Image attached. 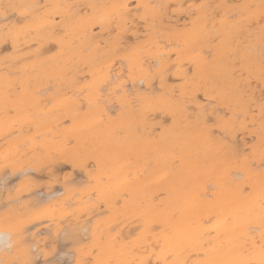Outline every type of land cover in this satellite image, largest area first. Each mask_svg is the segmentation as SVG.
I'll return each instance as SVG.
<instances>
[{"label":"rangeland","instance_id":"374dc122","mask_svg":"<svg viewBox=\"0 0 264 264\" xmlns=\"http://www.w3.org/2000/svg\"><path fill=\"white\" fill-rule=\"evenodd\" d=\"M12 2L0 0V82L17 76L7 71L27 55L50 53ZM25 2L33 14L48 9L43 0ZM129 2L118 29H90V48L111 74L105 87H88L86 66L60 91L74 104L54 105L53 90L40 88L33 96L41 101L17 104L0 86V234L9 239L0 243V264H216L240 252L242 264H264V196L255 199L258 219L245 224L226 206L229 218L215 228L211 211L220 194L246 199L264 188V0H149L151 12ZM23 25L13 46L10 28ZM130 49L146 79L128 71L122 54ZM129 226H137L132 235Z\"/></svg>","mask_w":264,"mask_h":264},{"label":"bare ground","instance_id":"6f19581e","mask_svg":"<svg viewBox=\"0 0 264 264\" xmlns=\"http://www.w3.org/2000/svg\"><path fill=\"white\" fill-rule=\"evenodd\" d=\"M39 1V0H38ZM138 4L140 5H144L143 6V11L147 12L149 11L151 8L148 7V1L149 0H136ZM151 1V0H150ZM237 1V0H236ZM129 0H43L44 4L48 5V9L47 10H42L41 12L37 13V14H33L30 11H27L30 7L27 6V2H25V0H13V5L16 6L17 9V13L20 16H26L27 17V22L28 24H33V27L35 28V33H34V38L37 41V46L39 49L44 48L45 45H49L48 49H50V53L45 55V54H41L39 58L37 59H32L31 56L27 55V57L22 59V62L20 63V66H18L16 69L13 68V70L8 69L7 73L9 72V74H13L16 73L17 76L13 77V78H5L4 80L1 79L0 82V86H5L7 88V90H11V92H14L15 95L13 102L17 103V104H27V103H31V102H38L41 101V99L39 97H34L33 96V89L37 88L39 91L41 89L44 90H48V89H52L53 93H54V97L53 100H51L50 102H53L54 105H68V104H74L75 100L70 99V98H61V94L60 91L62 90V87L66 86V85H70L71 83V78L75 75L76 71L79 68H84L85 66L87 67V70L89 71V75H90V84H88V87L94 91L95 87L97 86H101L102 87L104 85V82H107L106 80V76H107V66H104L101 61V58L95 54V47H91L89 45V42L92 38V36L90 35L91 32V27L94 24H99L101 26V28H109L111 27L112 23H115V28L118 29V27L121 25V22L124 21V14L128 13V9H127V5H128ZM130 3V2H129ZM1 4V3H0ZM33 4V3H32ZM173 4V3H172ZM31 6V5H30ZM155 6V5H154ZM218 10V9H217ZM152 10H150L151 12ZM219 11V10H218ZM228 12V11H227ZM15 13V12H13ZM215 13V12H214ZM218 13V12H217ZM54 14H58L61 16V21L59 23H54L52 20L54 17ZM232 15V14H231ZM234 15V13H233ZM216 16V15H215ZM228 17V16H227ZM20 18V17H19ZM135 19V18H134ZM133 19V20H134ZM112 20V21H111ZM26 22V21H25ZM26 22V23H27ZM142 23V22H140ZM251 25V24H250ZM25 25L21 26V27H15L12 26L10 28L9 31V36L12 39V44L13 46L18 45L17 41L22 40L23 39V32H24V27ZM206 26V25H205ZM248 26V25H247ZM14 27L16 29H14ZM250 27V26H248ZM120 32V31H119ZM118 32V33H119ZM105 33V32H104ZM103 33V34H104ZM110 33V32H108ZM156 33V32H155ZM125 38V37H124ZM127 40V38H126ZM162 40V39H161ZM49 41V42H48ZM158 41V40H157ZM164 41V40H163ZM48 42V43H47ZM132 42V41H130ZM162 42V41H161ZM35 44V43H34ZM135 49V47H134ZM163 49V48H162ZM47 49H44V51ZM194 50V49H193ZM192 50V51H193ZM204 50V49H203ZM43 51V52H44ZM206 51V50H204ZM203 51V52H204ZM210 51V50H209ZM237 51V50H236ZM150 54L151 57L153 58V63L157 66L162 67L163 65V60H161V58H159V55L156 52H151ZM163 54V53H162ZM123 58L128 62V71L130 73H139L140 77L143 79H146L149 75L150 72L148 70V68H143V64L140 61V55L134 53L133 51L127 50L122 54ZM208 56V54H207ZM206 56V57H207ZM150 57V58H151ZM116 59V58H115ZM122 59V58H121ZM120 59V62H122ZM146 59V58H144ZM112 60V59H111ZM114 60V59H113ZM119 60V59H117ZM147 61V60H146ZM124 62V60H123ZM145 62V61H144ZM148 63V62H147ZM123 64V63H122ZM152 64V63H151ZM115 65V64H114ZM153 66V64H152ZM123 67V66H122ZM111 69V67H109ZM114 68V67H113ZM150 68V67H149ZM111 71V70H110ZM124 71V69H123ZM109 76H111L110 72ZM121 73V72H120ZM124 73V72H123ZM117 76V74H116ZM125 76V75H124ZM113 77V75H112ZM109 77V81L111 80ZM67 80V81H66ZM105 80V81H104ZM137 81V80H136ZM67 82V83H66ZM108 83V82H107ZM139 83V82H138ZM135 82V85L138 84ZM101 84V85H100ZM106 84V83H105ZM133 84V83H132ZM18 86L20 88V90L18 92H15V86ZM122 85H126L122 84ZM127 86V85H126ZM31 87V88H29ZM107 87V86H106ZM101 88V87H99ZM98 88V90H99ZM109 88V87H108ZM32 89V90H31ZM89 89V91H90ZM102 89V88H101ZM126 89V88H125ZM156 89V88H154ZM264 89V88H263ZM31 90V91H30ZM105 90V88H104ZM37 91V92H38ZM103 91V90H102ZM116 91V90H114ZM126 91V90H125ZM264 91V90H263ZM36 92V91H35ZM91 92V91H90ZM89 92V94H90ZM101 92V90H100ZM104 92V91H103ZM103 92L101 94H103ZM128 92V91H127ZM46 93V92H45ZM80 93V92H79ZM92 93V92H91ZM42 94V93H41ZM40 94V95H41ZM73 94V92L71 93ZM100 94V95H101ZM44 95V94H43ZM60 95V96H59ZM77 95V94H76ZM198 96V95H197ZM79 98V97H78ZM133 98V97H132ZM48 99V98H47ZM50 100V99H49ZM137 100V99H136ZM48 101V100H47ZM91 101H87V103L89 104ZM102 102V101H101ZM104 102V100H103ZM131 102V101H130ZM212 102V101H211ZM113 103V102H112ZM107 106L108 104H104ZM110 105V104H109ZM108 105V106H109ZM116 105V104H114ZM132 106V105H131ZM116 108V106H115ZM216 108V107H215ZM111 109V108H110ZM108 108H106V112ZM113 110V109H112ZM115 110V109H114ZM219 110V108H218ZM220 111V110H219ZM92 113V112H91ZM110 113V110L109 112ZM89 114V113H88ZM197 114V113H196ZM104 115V114H103ZM238 116V114H237ZM246 117V116H245ZM104 118V117H103ZM247 118V117H246ZM58 123V122H57ZM56 124V123H55ZM59 125V124H58ZM252 125V124H251ZM254 125V124H253ZM44 126V125H43ZM138 127V126H136ZM52 128V126H51ZM138 131V130H136ZM120 133V132H119ZM41 135V134H40ZM39 135V136H40ZM46 135H48L46 133ZM36 136V135H35ZM34 136V137H35ZM226 136V135H225ZM54 137V136H53ZM229 140V139H228ZM230 141V140H229ZM232 142L235 141L234 139L231 140ZM27 142V141H26ZM24 144V143H23ZM67 144V143H66ZM209 147V146H208ZM18 148V146H17ZM247 149V148H246ZM245 149V150H246ZM8 153V152H6ZM77 153L76 151H72L71 154ZM78 154V153H77ZM3 156V155H2ZM224 156V155H223ZM225 158V157H224ZM67 159V158H65ZM16 160V159H15ZM30 161V160H29ZM206 162V161H205ZM62 163V162H61ZM60 163V164H61ZM6 164V163H5ZM65 164V163H64ZM148 164V163H147ZM55 165V164H53ZM69 165V164H67ZM87 165V164H86ZM120 165V164H119ZM58 166V162L57 165ZM62 166V165H60ZM147 166V165H146ZM53 167V166H52ZM22 168V167H21ZM29 169V168H28ZM27 169V170H28ZM145 169V168H144ZM26 170V169H25ZM43 170V168H42ZM42 170L39 169V171L43 172ZM5 171V170H4ZM23 172V170H21ZM106 171V170H105ZM116 170L112 171L115 172ZM167 171V170H166ZM104 172V171H103ZM111 172V173H112ZM9 173V172H8ZM20 173V172H17ZM17 173H14V175H16ZM135 173V171H134ZM113 174V173H112ZM236 174V173H235ZM13 175V176H14ZM57 175V174H56ZM107 175V174H106ZM232 175V174H231ZM234 175V173H233ZM237 175V174H236ZM235 175V176H236ZM6 176V175H5ZM9 176V174H8ZM126 176V175H125ZM2 177V176H1ZM15 177V176H14ZM59 177V176H58ZM85 178V177H84ZM91 181V180H90ZM14 182V180H13ZM83 182V181H82ZM117 184V182H116ZM127 184V183H126ZM209 184V183H208ZM13 185V184H11ZM10 185V186H11ZM78 185V184H77ZM76 185V186H77ZM115 186V185H114ZM206 186V184H205ZM83 187V186H82ZM110 187V186H109ZM244 186L243 189H247V187ZM1 188V187H0ZM10 188V187H9ZM12 188V187H11ZM59 189V188H58ZM213 189V188H211ZM264 189V188H263ZM262 189V192H257L252 198H246V199H221L222 194H220L217 198H216V202L213 203V208L215 210H211L216 213V223L214 224L215 228H219L220 226H222V224L226 223L227 218H229V213H227L225 211V207H230V206H235L233 209L230 210L231 213H234L233 215H235V219H233L234 221L237 222V224H245V222L247 221H255L258 219V217L260 216V211L261 209L256 206V197H260V196H264V191ZM62 190V189H61ZM11 191V190H10ZM90 191V190H89ZM121 191V190H120ZM77 191H75L76 194ZM57 193V192H56ZM56 193H53L56 194ZM74 193V192H73ZM72 193V194H73ZM206 193V192H205ZM204 193V194H205ZM13 194V193H12ZM32 194V193H29ZM34 194V193H33ZM51 194V193H50ZM91 194V193H90ZM201 194V193H200ZM210 194V193H209ZM209 194H207L208 196H210ZM52 195V194H51ZM50 195V197H51ZM74 195V194H73ZM37 196V195H36ZM47 196V197H46ZM45 198L49 199V195H46ZM78 196V194H77ZM202 196V195H201ZM40 197V196H39ZM72 197V196H71ZM45 198H42L43 200ZM83 198V197H82ZM88 199V198H87ZM91 199V198H90ZM93 199V198H92ZM264 199V197H263ZM3 200V199H2ZM17 200V198H16ZM68 200V199H67ZM1 201V200H0ZM14 201V200H13ZM65 201V200H64ZM70 201V200H69ZM67 201V202H69ZM191 200H189L190 202ZM264 201V200H263ZM17 201H14L13 203H15ZM66 202V204H67ZM86 202V201H85ZM84 202V203H85ZM196 202V201H195ZM12 203V200H11ZM96 203V202H95ZM262 203V202H261ZM4 204V203H3ZM17 204V203H16ZM65 204V205H66ZM71 204V201L70 203ZM189 204V203H188ZM51 205V204H50ZM53 205V204H52ZM51 205V207H52ZM64 205V206H65ZM87 205V204H86ZM191 205V204H190ZM17 206V205H16ZM15 206V207H16ZM49 207V206H48ZM55 207V206H54ZM53 207V208H54ZM20 208V207H19ZM52 208V210H53ZM57 208V206H56ZM88 208V207H87ZM192 208V207H191ZM231 208V207H230ZM10 209V208H9ZM18 209V207H17ZM40 209V208H39ZM37 209V210H39ZM26 210V209H24ZM42 210V209H41ZM46 210V207H45ZM51 210V209H49ZM49 210H46L48 212H50ZM67 210V209H66ZM182 210V208H181ZM194 210H199L198 208H194ZM194 210H192L193 212H195ZM54 211V210H53ZM52 211V212H53ZM59 211V210H58ZM57 211V212H58ZM62 211H64L62 209ZM69 211V209H68ZM23 212V211H22ZM45 212V211H44ZM67 212V211H66ZM79 212V211H78ZM189 213H191L188 210ZM188 212H183L181 215L183 217H187L190 216L188 215ZM9 213V212H8ZM11 213V212H10ZM9 213V214H10ZM38 213V212H37ZM54 213V212H53ZM263 213V212H262ZM42 214V213H41ZM50 214V213H49ZM113 214V213H112ZM194 214V213H193ZM6 215V214H5ZM23 215V214H22ZM44 216V214H42ZM95 215V214H94ZM103 215V214H102ZM38 216H41L40 214ZM46 216V215H45ZM50 217L52 215H49ZM118 216V215H117ZM212 216V215H211ZM48 217V215H47ZM53 217V216H52ZM16 219V216L14 217ZM13 218V219H14ZM45 218V217H44ZM264 218V217H263ZM19 219V218H18ZM17 219V220H18ZM22 219V218H21ZM20 219V221H21ZM201 219V218H200ZM48 220V219H47ZM60 220V219H59ZM64 219H62L63 221ZM164 220V219H162ZM209 220V219H207ZM27 221V220H26ZM148 221V220H147ZM204 221V220H203ZM234 221L232 222L234 225ZM18 222V221H17ZM23 222V220H22ZM36 222V221H35ZM50 222V221H49ZM89 221L87 220V223ZM91 222V221H90ZM207 222V221H206ZM42 223V222H41ZM148 223V222H147ZM192 223V222H190ZM6 224V223H5ZM33 224V222L31 223ZM119 224V223H118ZM167 224V223H166ZM64 225V224H63ZM152 228L155 227V225L151 224ZM7 226V225H6ZM146 226V225H145ZM213 226V225H212ZM229 227V225H227ZM232 226V225H230ZM125 227V226H124ZM129 227H133L132 228V233H130L131 235L133 234V230L137 228V226L134 228V226H129ZM159 227V226H158ZM227 227V229H228ZM250 227V226H248ZM247 227V228H248ZM7 228V227H6ZM15 227H13L14 229ZM35 227H33L34 229ZM63 228V227H62ZM156 228L155 229L156 231ZM256 228V227H255ZM25 229V228H24ZM22 230L25 231L26 230ZM124 229V228H123ZM200 229V228H199ZM231 229V227H230ZM228 229V230H230ZM249 229V228H248ZM254 229V228H253ZM36 229H34L33 231H35ZM41 230V229H40ZM70 230V229H69ZM66 229V231H68L70 233V231ZM87 230V229H86ZM122 230V229H121ZM129 230V229H128ZM213 230V229H212ZM210 230V232L212 231ZM226 230V231H228ZM249 230H252L249 229ZM82 231V230H81ZM123 231V230H122ZM131 231V230H130ZM193 231H195V229H193ZM198 231V230H197ZM223 230V232H226ZM253 231V230H252ZM39 232V231H38ZM68 232H65L67 234H69ZM72 232V231H71ZM139 232V231H138ZM170 232V231H169ZM181 230L176 229L175 230V234L176 235H181ZM17 233V232H16ZM15 234L16 238H17V234ZM27 233V232H26ZM62 237L63 236V232H60ZM59 233V234H60ZM127 233L129 234V232L127 231ZM204 233V232H203ZM213 233V232H212ZM249 233V232H248ZM24 234V233H23ZM28 234V233H27ZM73 234V233H72ZM76 236L78 233H75ZM87 234V233H86ZM156 234V233H155ZM251 234V233H250ZM5 235V234H4ZM0 234V243H4L6 241V237ZM120 235H125L124 233H120ZM195 235V234H194ZM236 235V234H235ZM234 235V236H235ZM20 236V235H19ZM24 236V237H23ZM21 236V239L25 238V235ZM33 236H36L35 234ZM70 236V235H69ZM69 236H67V238H69ZM148 236V234H147ZM227 236V235H225ZM29 237V236H28ZM61 237V238H62ZM73 237V236H72ZM127 237V236H124ZM142 237V236H141ZM184 237V236H183ZM192 237V236H189ZM232 237V236H231ZM60 238V237H59ZM65 238V237H64ZM80 236H77L76 238V242L79 240ZM88 238V236H87ZM227 237H224V239H226ZM5 239V240H4ZM14 239V238H13ZM72 239V240H73ZM189 239V238H188ZM12 240V239H11ZM70 240V239H69ZM81 240V238H80ZM159 240V238H157V241ZM4 241V242H3ZM8 243H4L5 245L9 244V239L7 238ZM19 241V240H18ZM82 241V240H81ZM170 241V239H169ZM257 241V240H256ZM30 242V240H29ZM39 242V241H37ZM73 242V241H72ZM75 242V243H76ZM134 242V240H133ZM172 242V241H171ZM182 242V241H181ZM177 243V242H176ZM175 243V244H176ZM219 243V242H218ZM29 244V243H28ZM31 244V243H30ZM29 244V245H30ZM74 244V243H71ZM174 243L172 242L171 245H173ZM3 245V244H2ZM33 245V244H31ZM170 245V244H169ZM213 245V244H212ZM21 246V245H20ZM23 246V245H22ZM21 246V247H22ZM111 246V245H110ZM146 246V245H145ZM166 246V245H165ZM168 246V244H167ZM1 247V246H0ZM3 247V246H2ZM8 247V246H7ZM33 247V246H32ZM69 247V246H68ZM176 247V246H175ZM173 247V249L175 248ZM213 247V246H212ZM233 247V246H232ZM6 250V247H4ZM10 248V246L8 247ZM66 248V247H65ZM65 248H63L64 250H66ZM100 248V247H99ZM98 248V249H99ZM155 248V246H154ZM207 248V247H206ZM210 248V247H209ZM263 248V247H262ZM3 249V248H2ZM1 249V251H2ZM95 249V248H94ZM94 249H92L94 251ZM172 249V251H173ZM29 250V249H28ZM39 250V248H38ZM45 250V249H44ZM232 250V249H230ZM0 251V253H1ZM13 251V250H12ZM30 251L31 248H30ZM68 251V250H67ZM66 251V252H67ZM70 251V250H69ZM4 252V251H3ZM8 252V250H7ZM24 252V251H23ZM37 252V250H36ZM65 251H62V253ZM65 252V253H66ZM73 252V251H72ZM232 252V251H231ZM15 253H18L15 251ZM64 253V254H65ZM4 254V253H3ZM33 254V252H32ZM34 256H36V253L34 252ZM38 254V252H37ZM59 256H61V252H59ZM63 256H66L69 254L71 255V253L66 254ZM99 254V253H98ZM153 254V253H152ZM262 255H259L260 259H263V252H261ZM5 255V254H4ZM7 255V254H6ZM11 253L8 255L10 258ZM16 255V254H15ZM26 255V254H25ZM58 255V254H56ZM56 255H54L56 257ZM74 255V254H73ZM95 255V254H93ZM258 255V254H257ZM33 256V255H31ZM62 256V258H63ZM223 256L224 253L219 255V262L216 264H242L244 261L247 260V256L242 255V253H236L234 256H231L229 258H227V260H223ZM4 257V256H3ZM70 257V256H69ZM73 257V256H72ZM2 258V257H1ZM12 258V257H11ZM26 259V257H24ZM33 258V257H32ZM35 259L37 257H34ZM53 258V257H52ZM61 258V257H60ZM88 258V257H87ZM188 258V257H187ZM15 259V258H13ZM12 259V260H13ZM73 259V258H72ZM149 259V258H148ZM147 259V260H148ZM29 260V258H28ZM70 260V259H69ZM100 260V259H98ZM97 260V261H98ZM187 260V259H186ZM185 260V261H186ZM258 260V258H257ZM4 261V260H3ZM8 261V260H6ZM23 261V260H22ZM61 261V260H60ZM72 261V260H71ZM95 261V262H97ZM102 261V259L100 260ZM100 261H98L95 264H100ZM38 262V261H37ZM54 262V261H53ZM94 262V261H93ZM1 263V262H0ZM40 263V262H39ZM65 263V262H64ZM118 263H120L118 261ZM156 263V262H155ZM159 263V261H158ZM34 264V263H33ZM37 264V263H36ZM60 264V263H59ZM62 264V263H61ZM132 264V263H131Z\"/></svg>","mask_w":264,"mask_h":264}]
</instances>
